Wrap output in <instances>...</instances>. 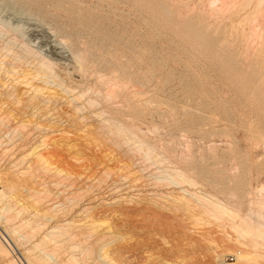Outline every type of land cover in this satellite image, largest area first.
<instances>
[{
	"label": "rangeland",
	"instance_id": "1",
	"mask_svg": "<svg viewBox=\"0 0 264 264\" xmlns=\"http://www.w3.org/2000/svg\"><path fill=\"white\" fill-rule=\"evenodd\" d=\"M11 1L15 5L14 9L20 7L26 13L22 17L21 25L19 23L20 27L17 26L13 30L4 27L0 23V67L5 68H0V74L3 75L4 71L7 73L3 75L4 78L0 75V79L8 81L12 76V69L18 70L16 71L18 75L24 69L26 70L29 63L30 67L28 66V68L31 69L32 64L35 65L41 57L48 59L52 79L50 78L48 85L42 83L46 88L41 86V81H37L38 84L37 82L35 84L37 86L40 84L43 90H47V87L49 90L53 89L51 90L53 94L51 91L48 94L54 97H52L53 100L55 99L53 104L51 102L53 100L50 98L51 95L48 98L46 97V91H44L46 95H43V92L39 93L40 96L39 94L34 95L35 97L38 96L37 98L41 97L39 99L33 97L30 93L26 95L24 89L16 84L13 85L14 87L8 85V88L6 87L3 91L0 89V97L4 95L0 98V105H2L0 106V115L3 114L0 117V122L2 119V123H0V192L4 191L5 200L2 207L0 203V210L3 211L8 206L6 205L10 203V201L7 202L8 199L16 198L11 199L14 203L15 201L19 203L17 205L12 201L14 208L16 207L18 211L21 207L20 211L23 210L24 212L19 213L18 211L19 215L17 213L14 216L16 219L10 218L12 219L10 223L16 224L18 227H22L21 224H27L30 220L29 223H33L25 226L28 231L24 227L17 229L22 234L20 236L23 239L22 241L19 237L20 233L15 231L16 228L13 229V225V227H9L11 226L10 223L5 220L4 223L2 222L4 218L7 219L6 214H4L5 211L2 215L0 214V218L3 214L5 215L0 219V234L2 233L0 236L4 237L3 240L5 241L1 237L0 239L10 250L13 249V254L16 253L15 256L19 255L23 248L26 249L25 246L27 249L30 248L33 240L39 238L41 233L51 225L69 221L70 225L67 224L66 226L67 231H76L78 237L75 239L76 236H74L72 241L64 239V245L67 248L64 252L58 253L59 257L46 259V262L49 261L48 264H59V261L62 262L64 258L66 260L67 256H74V254L76 255L74 257L80 258L78 260L81 264H264V256H262L264 254L261 255V252L264 251L261 248L256 250L254 247H250L253 253L250 254V258L253 259H250L248 263L239 261L236 258L237 253H239L238 255L240 253L244 254L246 248L243 249V247L236 244L238 243L235 242L236 232L231 227L227 217L225 215H211L191 197L190 199L187 194L184 193L185 196L180 191L181 188H186L191 192L199 191V193L202 192L209 196L212 194V198L214 197L222 203L225 202L226 205L231 206L234 204L233 207L237 206L234 209L239 210V215L248 214L249 208L251 210L255 209L257 201L262 200L264 190L261 189L263 190L261 191L260 188L264 187V104H260L259 98H264V91L260 92L254 89L258 79H254L255 82L231 83L232 81L225 77L227 72L231 71V68L224 66L221 59L213 57L215 56L214 49L200 44V49L194 51L196 59H189L181 48L189 45L186 39L188 37L194 38L193 35L190 36L187 32L171 28V18L163 11H158L159 8L153 0L152 2L151 0H10L9 2ZM173 1L175 3L179 2V0ZM195 1L197 0H188V3L193 5L196 3ZM151 4L155 5L151 6ZM68 5H70L71 10L73 9L72 11H70ZM76 6L81 11L74 10ZM59 7L62 9H59ZM66 10L67 12H65ZM6 14L10 15L8 12L4 15ZM10 21L11 24L14 23V21ZM225 21L228 22L229 19H225ZM259 21H261V18H259ZM261 23L260 30H257L260 34L263 31L261 27H264L261 26L263 25ZM155 24L159 26L157 27ZM20 29H23V31ZM16 30L21 32L16 34ZM262 34L264 35V32ZM258 35L259 33L254 38L257 40L264 38V36L259 38L261 35ZM8 40L10 41L8 42ZM12 43L14 45H11ZM65 45L68 47L66 48ZM230 47L235 48V46ZM131 49L133 51H130ZM111 51L110 57L114 55V58L107 55V52L110 54ZM135 51L137 52L135 53ZM78 52L81 55L80 60L83 59L81 61H84L85 59L84 62L86 63L82 62L83 68L81 67V69L78 66V69H75L77 64H74L73 57L76 53L78 56ZM18 53L22 56H19L21 58L18 57ZM102 53L103 57H100ZM139 53H144L147 59L141 63L134 61L136 64L133 63L132 65L134 55ZM83 54L84 58L82 57ZM70 55H73V57ZM2 61H4L3 65ZM90 62L92 63L90 64ZM83 63L86 66L90 65L86 67ZM113 63L117 68L119 66L131 68L130 71H143V68L145 70L147 65L152 66L154 69L153 77L145 78L142 74L136 73V76H133L130 81L129 90H138L135 92L138 93L140 98L137 96L136 99L139 100L133 99L132 106L131 103L125 104L126 101L122 102V98L114 100V98L109 99V95H106L108 92L106 93L105 90L107 91V88L110 87V83H104L103 79H105V73L111 75V71H117ZM72 64L75 66H72ZM23 65L24 68H22ZM10 66H14V68ZM90 66L93 68L92 72L97 73L95 76L90 73L92 70ZM52 67L54 68L52 69ZM85 67L90 72L87 69L85 70ZM72 68L73 70H71ZM114 68L115 70H113ZM7 69L9 72H7ZM77 70L81 71V74ZM8 75H10L9 79ZM81 78L82 80H80ZM101 79L102 82L100 83ZM139 80L142 81L139 82ZM57 81L58 84L62 83L63 86L72 87L74 92H82L85 96H82V100L78 103L82 101L83 107L86 104L84 99L89 97L90 101L95 105L98 103V106L95 107L91 103L94 106H90V104L88 108L86 104L87 108L85 110L82 107L86 115L83 111L81 112V109L80 113L75 111L74 116L71 115L74 109L71 104L68 105L70 108L66 106L68 104L66 96L69 97V93L67 94L57 88ZM93 83H95L93 85L95 90H90ZM240 86L243 88H240ZM16 88H19L17 89V95L20 97L13 95V93L16 94ZM9 89H12V92L11 90L10 92L14 97H11H16L15 99L9 97L10 93L7 92ZM21 89L24 93H21ZM57 91L60 94H57ZM97 91L98 93H96ZM103 93L105 95H102ZM24 94L26 97H23ZM58 95H60L59 101ZM101 95L102 99L100 98ZM25 98L27 99L25 100ZM41 99L44 104H41L43 103ZM104 99H107L105 101L111 100L109 101L111 107L107 105L108 102L103 103ZM118 99L119 103L120 101L122 103H120V106L113 104L114 102L117 103ZM46 101L49 103L46 104ZM60 101L64 102L61 103ZM30 105L37 107L33 108ZM92 107L95 111L102 110L104 112L101 115L102 117L90 116L89 112L92 111ZM70 109L73 111L71 112ZM47 111L50 114L49 118H47L49 115L45 116L48 113ZM53 112L55 116L51 115ZM42 113H45L44 116ZM75 114L80 123L76 119L74 120ZM83 114L85 116L83 117L88 119L85 120L82 117ZM88 114L89 116H87ZM112 115L116 118L114 119ZM103 116L107 120L101 122ZM93 117L96 118L91 119ZM27 121L28 125L25 126ZM84 121L87 122V125ZM113 121L115 123L117 121V127ZM34 124H37V126ZM38 124L40 127H38ZM18 125L20 132L17 130ZM99 125L104 129H101ZM13 127L16 128L13 129ZM14 131H17V133ZM22 137H25V140ZM136 137L142 140L143 145L145 144L138 151L134 148L135 144L129 141H133ZM21 139H23V143ZM14 143L16 144L15 148ZM211 144L216 147L213 148ZM184 145L187 147L185 148ZM147 147L152 151H150V155L153 154L152 157L149 156L151 160L142 158L144 149H147ZM211 148L212 150H210ZM37 150L39 155L42 158L44 157L41 160L44 164L46 157L47 167L43 166L42 163V165L39 164V158L33 157V153ZM30 151L33 153H28ZM154 156H156L155 160L153 159ZM19 158L23 161L20 162ZM36 163L39 166H36ZM15 166L17 167L14 168ZM27 168L29 172L26 173L28 175L26 173L24 175L23 170L26 169L25 171H27ZM183 170L187 171L188 175ZM174 171H182L183 175L185 174L184 176L188 177L187 179L190 178L189 180L192 183L187 179H185L186 183H182L181 186L180 183L183 181L179 184L174 183L172 179ZM21 172L22 175L16 174ZM168 173L169 177L167 176ZM10 183H14L13 187ZM8 185L11 189L8 188ZM28 188L31 192L28 191ZM5 195H8L7 199ZM1 196L2 194L0 200L3 199V196ZM183 199L186 201H181ZM252 201H256L254 206ZM12 203H10L11 207L9 206L11 210L13 209ZM239 204H241L240 207ZM84 207L86 208L84 209ZM82 209L86 212L84 213L85 216ZM12 212L13 214L16 213L13 210ZM33 212L38 215L37 219ZM34 218L37 221H34ZM10 219L8 218V220ZM2 223L4 228L1 225ZM5 223H7L6 226ZM19 223L21 224L19 225ZM32 225H39L38 227L42 228L38 229L39 231L35 236L33 235V238H31L32 235L29 238L27 237V235L29 236L28 227ZM7 226L11 230L13 229L14 232L9 231L10 229ZM6 227L8 230L5 229ZM23 229L28 232L25 238H23V235L25 236V230L23 231ZM6 232L7 234L10 232L12 235H6ZM252 232L247 233L251 237L242 239L243 243L250 245L260 241L259 237L254 236V231ZM14 233L15 237H19L15 244L14 238L12 240ZM19 239L23 242L22 244L26 241L24 246L22 245L23 248H20L21 243L18 247ZM249 240L251 241L248 242ZM70 242L71 245L74 243L77 249L68 248L67 244H70ZM8 243L11 245L10 247ZM249 245L246 250V252L249 251L248 253H250ZM85 247H88L87 250ZM67 249L71 251H67ZM38 250L34 249L36 253L40 251ZM84 250L87 252H84ZM103 251L106 258L103 257L102 259L101 257L100 259V254L103 256ZM85 253H87L86 256ZM229 256H233V260L226 261L225 258ZM109 260L111 261L109 262Z\"/></svg>",
	"mask_w": 264,
	"mask_h": 264
},
{
	"label": "bare ground",
	"instance_id": "2",
	"mask_svg": "<svg viewBox=\"0 0 264 264\" xmlns=\"http://www.w3.org/2000/svg\"><path fill=\"white\" fill-rule=\"evenodd\" d=\"M10 0H8V2H6V0L5 1H2V0H0V23L1 24H3L4 25V27L6 26V28L8 27V29H15L17 26H19L20 27V25H21V21H22V17H24V15H25V13L26 12H24L25 10H23V8H20V7H18L17 8V6H16V8L17 9H14L13 7L15 6V5H13V3H12V1L11 2H9ZM120 1V0H119ZM153 1H155V3H156V6L159 8V10L158 11H163L167 16H169L171 19H170V21H171V23H170V26H171V28H174L175 30H181V31H184V32H187V33H189V35L190 36H192V37H194V38H191V37H188V39H186L187 41V44H189V45H186L185 47H182L181 49H183L184 50V54L189 58V59H191V60H194V59H196V55L194 54V51L195 50H198V49H200L199 48V44L201 45V46H206V47H209L210 49H214V51H215V56H213L214 58H218V59H221V61H223V65L224 66H227L228 68H231V71L230 72H227V76H225L228 80H230V81H232L231 83H242L243 81H254V79H258L257 80V82H256V84L254 85V89L256 90V91H260V92H263L264 91V38H262L261 40L259 39L260 37H262V36H264L262 33L264 32V27L262 28L261 27V29L263 30V31H261V34H260V32H258L257 30H260L259 29V26H260V23H261V21H262V23H263V25H261V26H264V0H197V1H195L196 3L195 4H193V5H190L189 3H188V0H179V2L178 3H175L173 0H153ZM151 2H152V0H151ZM12 3V4H11ZM125 4V3H124ZM71 5V4H70ZM70 5H68L69 6V9H70ZM153 5H155V4H153ZM152 4H151V6H153ZM30 6V5H29ZM67 6V7H68ZM120 6H121V4H120ZM71 8H73V7H71ZM153 8V7H152ZM59 9H62V8H60L59 7ZM66 9V8H65ZM81 9H82V7H81ZM73 10V9H72ZM71 9H70V11H72ZM74 10H78V11H81L80 10V8L78 9L77 8V6H76V9L74 8ZM155 10V9H154ZM157 10V9H156ZM10 13V15H4L5 13ZM69 10H68V12H70ZM157 11V12H158ZM65 12H67V10L65 11ZM116 12H117V10H116ZM115 12V13H116ZM124 12V11H123ZM55 13V12H54ZM71 13V12H70ZM76 13V12H75ZM117 13H119V12H117ZM72 14V13H71ZM70 15V14H69ZM12 16V17H11ZM31 18L33 17V16H30ZM168 17V18H169ZM25 18H26V16H25ZM29 18V17H28ZM27 18V19H28ZM259 18H261V21H259ZM154 19H155V17H154ZM225 19H229V21L228 22H226L225 21ZM10 20H12V21H14V23H12V24H14V26H12V24H11V21ZM36 21V20H35ZM21 22V23H20ZM23 22H25V21H23ZM19 23H20V25H19ZM40 23V22H39ZM261 23V24H262ZM41 24V23H40ZM2 25V26H3ZM155 26H159L158 24H155ZM1 27V26H0ZM10 27H12V28H10ZM14 27V28H13ZM22 27V26H21ZM91 27V26H90ZM89 27V28H90ZM1 29V28H0ZM93 29V28H92ZM21 30V29H20ZM9 31V30H8ZM21 31H23V29L21 30ZM21 31H18V30H16L15 32H16V34L18 33V32H21ZM1 32V31H0ZM49 32V31H48ZM259 33V35H261V36H259V40H257V39H255L254 37H255V35H257L258 33ZM23 33V32H22ZM21 33V34H22ZM58 33V32H57ZM49 34H50V32H49ZM15 36V35H14ZM13 36V37H14ZM20 36V35H19ZM75 36H76V34H75ZM257 36V37H258ZM24 37V36H23ZM256 37V38H257ZM8 39V38H7ZM10 39V38H9ZM60 39H63V38H60ZM65 40V39H64ZM67 40V39H66ZM10 40H8V42H9ZM16 42H17V40H15ZM22 41V40H21ZM68 41V40H67ZM5 42H6V40H5ZM4 42V43H5ZM65 42V41H64ZM69 42H71V41H69ZM62 43H63V40H62ZM61 43V44H62ZM66 43V42H65ZM68 44V43H67ZM78 44V43H77ZM76 44V45H77ZM79 44H80V42H79ZM3 45V44H2ZM11 45H14V43H12ZM25 45V44H24ZM86 45V44H85ZM10 45L8 44V47H9ZM21 46V45H20ZM66 46V45H65ZM230 46H235V48H231ZM14 47V46H13ZM16 47V46H15ZM25 47V46H24ZM60 47V46H59ZM68 46H66V48H67ZM81 48H82V44H81ZM3 49H5V48H3ZM2 49V50H3ZM20 49V48H19ZM21 49H22V47H21ZM21 49H20V51H21ZM25 49V48H24ZM71 49V48H70ZM124 49H125V47H124ZM129 49V48H128ZM9 50H10V48H9ZM15 50V49H14ZM64 50V49H63ZM82 50V49H81ZM7 51V50H6ZM27 51H28V49H27ZM30 51V50H29ZM80 51V50H79ZM85 51V50H84ZM118 51V50H117ZM130 51H133L132 49L130 50ZM5 52V51H4ZM10 52H11V50H10ZM15 52V51H14ZM16 52H18V50H16ZM22 52V51H21ZM59 52V51H58ZM81 52V51H80ZM119 52V51H118ZM137 51H135V53H136ZM26 53V52H25ZM70 53V52H69ZM84 53V52H83ZM128 53V52H127ZM8 54V53H7ZM19 54V55H18ZM17 55H18V57L19 56H21L20 55V53H18ZM28 54V53H27ZM26 54V55H27ZM106 54V53H105ZM105 54H104V56H105ZM112 54V51H111V53L109 54L108 52H107V55H109V57H110V55ZM124 54H125V52H124ZM24 55V54H23ZM25 55V56H26ZM30 55V54H29ZM116 55V54H115ZM127 55V54H126ZM130 55V54H129ZM2 56V55H1ZM16 56V55H15ZM70 56H72L73 57V55H70ZM99 56V55H98ZM131 56V55H130ZM129 56V57H130ZM9 57V56H8ZM11 57V56H10ZM17 57V58H18ZM22 57V56H21ZM21 57H19V58H21ZM38 57V56H37ZM36 57V58H37ZM80 57H81V55H80V53L78 52V56H77V53L75 54V57H73L74 58V64H77L76 66L74 65V64H72V66L74 65L75 66V69L77 68V66H78V68H80L81 69V67H82V62H84L85 61V59H84V61H81V60H83V59H81L80 60ZM83 58H84V54H83V56H82ZM100 57H103V53H102V56H100ZM100 57H98V58H100ZM112 57V56H111ZM110 57V58H111ZM123 57V56H122ZM122 57H120V58H122ZM128 57V56H127ZM4 58H5V56L2 58L3 60H4ZM12 58H13V55H12ZM30 58H32L31 56H30ZM34 58H35V56L33 57V61H34ZM47 58V57H46ZM72 58V59H73ZM96 58V57H95ZM112 58H114V55H113V57ZM125 58V57H124ZM130 58H132V56L130 57ZM15 59V58H14ZM38 59H39V57H38ZM71 59V60H72ZM145 59H147V56L145 57V54L144 53H139V54H135L134 55V57H133V59H132V65H133V63H135V62H137V63H141V62H143ZM15 60H18V59H15ZM14 60V61H15ZM24 60V59H23ZM30 60V59H29ZM37 60V59H36ZM35 60V61H36ZM48 60V59H47ZM46 59H44V58H40L39 60H37V62H36V64L35 65H33L34 63L32 62V60H31V62L33 63L32 64V66H31V69H29L28 68V66L30 65V63L29 62H27V63H29V65H27V68H26V70L24 69L23 71H21L20 72V69H19V72L20 73H18V75H17V73H16V71H18V70H15V69H12V76H11V78H10V75H8L7 77H8V81H6V79H4V80H1L0 79V89L3 91V89H6V87L8 86V85H19L18 87H20V88H23L24 89V92H25V94L27 95V94H32L33 95V97H35L34 95H38L39 93H41V92H43V95H46V92H47V95H46V97L48 98L51 94H48V92H50L51 90H53V89H51V90H49L48 89V87H47V90H43V88H46V87H44V84H46L47 83V85H48V82H49V80H50V78L52 79V72H51V70H50V65H49V60L47 61ZM71 60H70V62H71ZM86 60H88V58H86ZM96 60V59H95ZM99 60V59H98ZM101 60V59H100ZM130 60V59H129ZM128 60V61H129ZM1 61V60H0ZM97 61V60H96ZM106 61V60H105ZM104 61V62H105ZM109 61V60H108ZM116 61V60H115ZM135 61V62H134ZM19 62V61H18ZM76 62V63H75ZM99 62V61H98ZM101 62H102V60H101ZM111 62V61H110ZM109 62V63H110ZM146 62V61H145ZM3 63H4V61H2V65H3ZM85 63V62H84ZM83 63V64H84ZM89 63V62H88ZM87 63V64H88ZM92 62H90V64H91ZM106 63V62H105ZM115 63H117V62H115ZM15 64H16V62H15ZM14 64V65H15ZM21 64V63H20ZM19 64V65H20ZM24 64V63H23ZM86 64V63H85ZM84 64V65H85ZM90 64H88V65H90ZM112 64V63H111ZM136 64V63H135ZM88 65L86 66V67H88ZM113 65H114V63H113ZM130 65V64H129ZM145 65V64H144ZM152 65V64H151ZM6 66V65H5ZM92 66H93V64H92ZM115 66V65H114ZM131 66V65H130ZM9 67V66H8ZM10 67H12V66H10ZM30 67V66H29ZM85 67V70L87 69ZM91 67V66H90ZM116 67V66H115ZM1 68V67H0ZM3 68V67H2ZM1 68V69H2ZM12 68H14V66L12 67ZM15 68H16V66H15ZM22 68H24V65H23V67ZM33 68V69H32ZM54 67H52V69H53ZM77 68V69H78ZM83 68V67H82ZM95 68V67H94ZM111 68V67H110ZM134 68V67H133ZM140 68H141V66H140ZM258 68H259V70H258ZM0 69V70H1ZM3 69H5V68H3ZM91 72H90V70L89 69H87L90 73H93L92 71H93V68L91 67ZM116 69H117V71L115 70V68L113 69V70H115L114 72H112L111 70H112V68H111V75H110V73H108V75H107V73H105L104 75V78L105 79H103V81H104V83L105 82H109L110 83V87H108L107 88V91L105 90V89H103V90H105V92L107 93L106 95H109V99H112V98H114V100L116 99V98H122L121 100H122V102H125V104H130L131 102H132V100L133 99H136V97L138 96V98H139V95H138V93L137 92H135V91H138V90H135V91H130L129 90V83H130V81L132 80V78H133V76H136V73H140V74H142V76L143 77H145V78H151V77H153L154 76V69H153V67L152 66H150V65H147L146 66V69L144 70V68H143V71L142 70H140V71H130L129 69H131V68H127L126 66H119V68H117L116 67ZM136 69H137V67H136ZM208 69V68H207ZM10 70V69H9ZM14 70V71H13ZM71 70H73V68L71 69ZM84 70V72H87V71H85ZM78 71V70H77ZM7 72H9L8 71V69H7ZM13 72H15L16 73V75H15V73H13ZM63 72V71H62ZM73 72H75V71H73ZM80 72V74H81V71H78V73ZM116 72V73H115ZM2 73V72H1ZM6 72L4 71V74H5ZM54 73V72H53ZM56 73V72H55ZM61 73V72H60ZM67 73V72H66ZM88 73V72H87ZM89 73V74H90ZM3 74V75H4ZM7 74V73H6ZM64 74V73H63ZM76 74V73H75ZM94 74V73H93ZM97 73H95L94 74V76L96 75ZM139 74V75H140ZM0 75H2V74H0ZM2 75V77L4 78V76ZM86 75V74H85ZM79 76V75H78ZM108 76V77H107ZM219 76V75H218ZM62 77V76H61ZM215 77H217V76H215ZM219 77H221V76H219ZM6 78V77H5ZM57 78V77H56ZM97 78H100V77H97ZM224 78V77H223ZM54 79V78H53ZM59 79H61V78H59ZM66 78H65V75H64V80H65ZM70 79H72V78H70ZM140 79V78H139ZM62 80H63V78H62ZM61 80V81H62ZM80 80H82V78L80 79ZM99 80V79H98ZM98 80H97V83H98ZM37 81H41V84L44 82V84H42L41 86H43V88H41V86H40V84L37 86V84H38V82ZM59 81V80H58ZM58 81H57V84H56V86H57V88H60L63 92H66L67 94L69 93V97H68V95L66 96L67 98H68V104L66 105L67 107H69L70 105L69 104H71V107L74 109V111L73 110H71V112L73 111V113L71 114V115H73L74 116V112L76 111V112H78V113H80V109H81V112L83 111V110H85V108H87V106H86V104L88 105V108H89V105L92 103V101H90V97L88 98V99H84V101L86 100V104H85V107H83L84 106V104H81L82 103V101H81V103H78V101H80V100H82L81 99V97L83 96V93L82 92H74L73 91V88L71 87L70 88V86H63V84L62 83H60V84H58ZM134 82H135V80H133ZM137 81V80H136ZM140 81H142V80H139V82ZM37 82V84H35ZM54 82V81H53ZM102 82V79H101V81H100V83ZM144 82V81H143ZM227 82V81H226ZM255 82V81H254ZM64 83V82H63ZM66 83V82H65ZM74 84H75V82H73ZM79 83H80V81H79ZM96 83V84H97ZM99 83V84H100ZM83 84V83H82ZM95 83H93L92 84V86L94 85ZM227 84H229L228 82H227ZM66 85H67V83H66ZM71 85V84H70ZM11 86V87H12ZM22 86V87H21ZM40 86V87H39ZM72 86H73V84H72ZM82 86V85H81ZM109 86V85H108ZM230 86H231V84H230ZM14 87V86H13ZM17 87V86H16ZM76 87H77V89H78V86H77V84H76ZM87 87V86H86ZM85 87V88H86ZM97 87V86H96ZM101 87H102V85H101ZM101 87H99L98 86V88H101ZM8 88V87H7ZM50 88V87H49ZM75 88V87H74ZM89 88H90V86H89ZM130 88H132V87H130ZM240 88H243L242 86H240ZM14 89V88H13ZM17 89H19V88H16V94L15 93H13V95L14 96H16L17 95ZM59 89V90H60ZM92 89H94V86L92 87V88H90V90H92ZM102 89V88H101ZM134 89V88H133ZM1 90H0V93H1ZM10 90H11V92H12V89H9L7 92H8V94H9V97H11V96H13V95H11L12 93L10 92ZM15 90V89H14ZM43 90V91H42ZM83 90V89H82ZM87 90V89H86ZM95 90V89H94ZM96 90H97V88H96ZM21 91V93H24L23 91H22V89L20 90ZM44 91H46V92H44ZM140 91V90H139ZM6 92V93H7ZM18 92H19V90H18ZM52 92V91H51ZM62 92V93H63ZM84 92H85V89H84ZM91 92V91H90ZM104 92V91H103ZM201 92H203V91H201ZM3 93V92H2ZM20 93V94H21ZM45 93V94H44ZM60 94V92L59 91H57V94ZM61 93V94H62ZM65 93V94H66ZM96 93H98V91L96 92ZM5 94V93H4ZM8 94H6V95H8ZM23 95V97L25 96L26 97V95ZM52 94H53V92H52ZM54 94H55V92H54ZM64 94V93H63ZM62 94V95H63ZM86 94V93H85ZM101 94V93H100ZM141 94V93H140ZM102 95H105V93H103ZM102 95H101V99L103 98L102 97ZM3 97H4V95H2ZM1 96V97H2ZM13 96V97H14ZM18 96V95H17ZM22 96V95H21ZM39 96H40V94H39ZM54 96H56V95H54ZM85 96V95H84ZM83 96V97H84ZM86 96H87V94H86ZM94 96H95V94H94ZM96 96H97V94H96ZM0 97V98H1ZM18 97H20V96H18ZM33 97H30L31 99L33 98ZM38 97V96H37ZM37 97H35V98H37ZM44 97V96H43ZM53 96L51 95L50 96V98L53 100V98H52ZM59 97H60V95H58L57 96V98H58V101H59ZM63 97H64V95H63ZM65 97V98H66ZM91 97H93V96H91ZM204 97V96H203ZM7 98V97H6ZM12 98V97H11ZM11 98H10V101H11ZM16 98V97H15ZM15 98H12V99H15ZM28 98H29V96H28ZM39 98H41V97H39ZM39 98H37V99H39ZM97 98V97H96ZM108 98V97H107ZM137 98V99H138ZM4 99V98H3ZM27 98H25V100H26ZM36 99V100H37ZM62 99V98H61ZM60 99V100H61ZM99 99V98H98ZM136 99V100H137ZM140 99V98H139ZM138 99V100H139ZM5 100V99H4ZM23 100V99H22ZM24 100V101H25ZM30 100V99H29ZM44 100H46V98L44 97ZM48 100V99H47ZM63 100V99H62ZM65 101H66V99H64ZM96 100V99H95ZM105 100H107V99H104L102 102L103 103H107V105H110V107H111V104H109V101H111V100H109V101H105ZM259 100H260V104H264V98H259ZM9 101V100H8ZM14 102H15V100H13ZM34 101V103H35V99L33 100ZM39 102H40V100H38ZM43 100L41 99V102H42ZM49 101H51L50 99H49ZM58 101H56V102H58ZM142 101V100H141ZM2 102V101H1ZM5 102V101H4ZM6 102H7V100H6ZM26 102V101H25ZM31 102H32V100H31ZM47 102L48 101H46L45 103L47 104ZM52 103L53 102H55V99L53 100V101H51ZM61 103H63L62 101H60ZM97 102V101H96ZM135 102V101H134ZM3 103V102H2ZM9 103V102H8ZM12 103V102H11ZM28 103H29V101H28ZM38 103V102H37ZM36 103V104H37ZM49 103V102H48ZM84 103V102H83ZM113 103V102H112ZM120 103H121V101H120ZM119 103V99H118V101H117V103H113V104H117V106L119 105H121ZM15 104H16V102H15ZM18 104V103H17ZM23 104V103H22ZM35 104V105H36ZM41 104H44V101H43V103H41ZM54 104V103H53ZM59 104V103H58ZM92 104H94L95 105V103H92ZM90 105V106H94V105ZM100 104H101V102H100ZM125 104H124V107H125ZM136 104H138V103H136ZM5 105V104H4ZM8 105V104H7ZM14 105V104H13ZM19 105V104H18ZM65 105V104H64ZM63 105V106H64ZM69 105V106H68ZM106 105V104H105ZM133 104L131 103V106H132ZM142 105V104H141ZM0 106H2V105H0ZM20 106H22V105H20ZM30 106H33V108H36L37 106H35L34 107V105H30ZM29 106V107H30ZM98 106V103H97V105H95V107H97ZM115 106V105H114ZM128 106V105H127ZM140 106V105H139ZM138 106V107H139ZM143 106V105H142ZM12 107V106H11ZM17 107H19V106H17ZM23 107H24V104H23ZM27 107V106H26ZM41 107V106H40ZM66 107V108H67ZM82 107H83V110H82ZM104 107V106H103ZM113 107V106H112ZM137 107V106H136ZM9 108V107H8ZM14 108L16 109V106L14 105ZM21 108V107H20ZM70 108V107H69ZM69 108H68V111H69ZM91 108V107H90ZM94 107H92V111H90L89 112V114H90V116H98V118H99V116H101L104 112H102V110H100V109H98L99 111H95L94 109H93ZM122 108V107H121ZM130 108V107H129ZM3 109H4V107H3ZM22 109V108H21ZM103 109V108H102ZM5 110V109H4ZM7 110V109H6ZM13 110V109H12ZM18 110V109H17ZM31 110V109H30ZM34 110V109H33ZM54 109L52 108V111H53ZM87 110V109H86ZM97 110V109H96ZM1 111H2V109H1ZM39 111V110H38ZM56 111H58V110H56ZM104 111H105V109H104ZM8 112V111H7ZM21 112V111H20ZM23 112V111H22ZM37 112V111H36ZM48 112V111H47ZM60 112V111H59ZM67 112V111H66ZM70 112V111H69ZM68 112V113H69ZM84 112V111H83ZM113 112V111H112ZM39 113V112H38ZM46 113V112H45ZM44 113V114H45ZM86 112H84V114H85ZM87 113H88V111H87ZM12 114V113H11ZM43 114V113H42ZM42 114H41V116H42ZM44 114H43V116H44ZM77 114V113H76ZM76 114H75V117H74V120L76 119ZM84 114L82 115V117L84 116ZM89 114L87 115V116H89ZM106 114H107V112H106ZM114 114V113H113ZM3 115V114H2ZM2 115H0V117L2 116ZM36 115V114H35ZM38 115H40V114H38ZM49 115V116H48ZM51 115H54L55 116V113L53 112V114L51 113ZM66 115V114H65ZM70 114H69V117L71 116ZM86 115V114H85ZM109 115V114H108ZM107 115V116H108ZM111 115V114H110ZM42 116V117H43ZM47 118H49L50 117V114H49V112L48 113H46V115H45ZM53 116V117H54ZM113 117H114V115H112ZM36 117V116H35ZM41 117V118H42ZM62 117V116H61ZM60 117V118H61ZM66 117V119H67V115L65 116ZM85 117V116H84ZM83 117V118H84ZM102 117V116H101ZM40 118V117H39ZM52 118V117H51ZM50 118V119H51ZM57 118H58V116H57ZM79 118L81 119V117L79 116ZM94 118H96V117H93V118H91V119H94ZM105 118H107V117H105ZM116 117H114V119H115ZM59 119V118H58ZM78 119V118H77ZM76 119V120H77ZM85 119V118H84ZM86 119H88V118H86ZM85 119V120H86ZM17 120V119H16ZM29 120V119H28ZM48 120V119H47ZM60 120V119H59ZM58 120V121H59ZM102 120H107V119H104V116H103V118L101 119V122H102ZM110 120V119H109ZM63 121V120H62ZM66 121V120H65ZM72 121V120H71ZM83 121V120H82ZM88 121V120H87ZM91 121V120H90ZM22 122H24V121H22ZM50 122V121H49ZM77 122H79L78 120H77ZM84 122H86V121H84ZM93 122V121H92ZM98 122V121H97ZM114 122V121H113ZM122 122V121H121ZM0 123H2V119H1V122ZM8 123V122H7ZM33 123V122H32ZM35 123H37V122H35ZM39 123V122H38ZM59 123V122H58ZM80 123V122H79ZM83 123V122H82ZM107 123V122H106ZM115 123V122H114ZM20 124V123H19ZM23 124V123H22ZM22 124H21V126H22ZM68 124H69V122H68ZM86 125H87V122L85 123ZM101 124V123H100ZM108 124H109V122H108ZM24 125H25V123H24ZM28 125V121L26 122V125L25 126H27ZM34 125H36L37 126V124H34ZM60 125V124H59ZM67 125V124H66ZM75 125V124H74ZM84 125V124H83ZM104 125H105V122H104ZM49 126H50V124H49ZM61 126H62V124H61ZM63 126H65V125H63ZM79 126V125H78ZM77 126V127H78ZM93 126V125H92ZM92 126H91V128H92ZM108 126V125H107ZM112 126V124L110 125V127ZM115 126L117 127V121H116V123H115ZM38 127H40L39 126V124H38ZM51 127H52V125H51ZM60 127V126H59ZM83 127H85V126H83ZM99 127L101 128V125H99ZM115 127V128H116ZM120 127V126H119ZM124 127V126H123ZM16 128V127H15ZM14 127H13V129H15ZM21 128V127H20ZM26 128V127H25ZM33 128H35L34 126H33ZM44 128H46V127H44ZM89 128V127H88ZM97 128H98V124H97ZM107 128V127H106ZM24 129V128H23ZM39 129V128H38ZM46 129H48V128H46ZM54 129V128H53ZM78 129V128H77ZM101 129H104V128H101ZM118 129V128H117ZM125 129V128H124ZM17 130H19V132H20V129H19V125H18V127H17ZM32 130V129H31ZM79 130V129H78ZM99 130V129H98ZM13 131V130H12ZM43 131V130H42ZM120 131V130H119ZM127 131V130H126ZM14 132H16L17 133V131H14ZM26 132V131H25ZM28 132V131H27ZM15 133V134H16ZM181 133V132H180ZM29 134V133H28ZM129 134V133H128ZM131 134V133H130ZM132 134H133V132H132ZM123 135V134H122ZM126 135H127V133H126ZM11 136V135H10ZM10 136H9V138H10ZM19 136V135H18ZM134 136V135H133ZM260 136V135H259ZM119 137V136H118ZM124 137V136H123ZM128 137V136H127ZM23 138V137H22ZM121 138V137H120ZM130 138V137H129ZM132 138H134V137H132ZM13 139V138H12ZM24 140H25V137L23 138ZM23 139H21V142H22V140ZM140 139V138H139ZM137 137L132 141V140H129L130 141V143L132 142V144H135L134 145V148L136 149V151H138L139 149H140V147L141 146H144L143 145V142H142V140H139ZM142 139V138H141ZM124 140V139H123ZM252 140V139H251ZM263 140V139H262ZM129 141H128V144H129ZM1 142V141H0ZM7 142H8V140H7ZM19 143H20V141H18ZM17 142V143H18ZM146 142V141H145ZM144 142V143H145ZM23 143V142H22ZM124 143V142H123ZM125 143H126V141H125ZM186 143V142H185ZM258 143V142H257ZM256 143V144H257ZM148 144V143H147ZM210 144V143H209ZM3 145V144H2ZM13 145V144H12ZM15 143H14V148H15ZM211 145H213V148L214 147H216V146H214V144H211ZM19 146V145H18ZM25 146V145H24ZM133 146V145H132ZM185 146V145H184ZM10 147V146H9ZM12 147V146H11ZM10 147V148H11ZM129 147H130V145H129ZM148 147L150 148V146L148 145ZM148 147H147V149H144V152H143V156H142V158H144V159H150V157L149 156H151L150 154V151H151V149L149 150L148 149ZM187 146H185V148H186ZM208 147H212V146H208ZM188 148H189V146H188ZM16 149H17V147H16ZM131 149H133V148H131ZM200 149V148H199ZM8 150H9V148H8ZM32 150H33V152H34V149L32 148ZM36 150V149H35ZM134 150V149H133ZM210 150H212V148L210 149ZM5 151V150H4ZM143 151V150H142ZM182 151V150H181ZM18 152H19V150H18ZM32 151H30V152H28V153H31ZM32 152V153H33ZM129 152V151H128ZM131 152V151H130ZM152 152V151H151ZM9 153V152H8ZM38 153V154H37ZM14 154H15V152H14ZM34 155H33V157L35 156V158H39L38 159V161H40V163L39 164H41L42 162H41V160H43V158L39 155V151L37 150L35 153H33ZM45 154V153H44ZM185 154V153H184ZM213 154V153H212ZM12 155V154H11ZM10 155V156H11ZM27 155H29V154H27ZM32 155V154H31ZM30 155V156H31ZM45 155H47V154H45ZM26 156V155H25ZM44 156V155H43ZM152 156H153V154H152ZM151 156V157H152ZM157 156V155H156ZM156 156H154L153 157V159L154 158H156ZM188 157V156H187ZM22 158V157H21ZM24 158V157H23ZM141 158V157H140ZM209 158V157H208ZM17 159V158H16ZM16 159H14V161H16ZM20 159V158H19ZM48 159V158H47ZM18 160V159H17ZM21 160L22 159H20V162H21ZM151 160V159H150ZM155 160V159H154ZM13 161V162H14ZM23 161V160H22ZM33 161H34V159H33ZM36 162V161H35ZM35 162H34V164H35ZM44 162H45V164L44 163H42L43 164V166L45 165L46 166V157H45V159H44ZM180 162V161H179ZM1 163V162H0ZM38 163H36V166H39L38 165ZM14 164V163H13ZM15 164H17V163H15ZM22 164V163H21ZM23 164H24V162H23ZM41 164V165H42ZM12 165V164H11ZM18 165V164H17ZM13 166V165H12ZM28 166V165H27ZM32 167H33V164L31 165ZM43 166H40V167H43ZM50 166V165H49ZM17 166H15L14 168H16ZM20 167V166H19ZM25 167H26V165H25ZM29 167V166H28ZM47 167V166H46ZM23 168V167H22ZM6 169H7V167H6ZM31 169V168H30ZM29 169V170H30ZM34 169V168H33ZM43 169H45V170H47L46 168H43ZM26 170V169H25ZM25 170H23L24 171V175H25V173L26 172H29L28 171V168H27V171H25ZM35 170H36V168H35ZM5 171V170H4ZM8 171V170H7ZM21 171V170H20ZM22 171V172H23ZM34 171V170H33ZM171 171V170H170ZM184 171V170H183ZM13 172V171H12ZM16 172H17V169H16ZM16 173V174H20V175H22L23 173ZM180 172V171H179ZM178 171H174L173 172V175H172V179H173V182L174 183H176V184H179L181 181H183V182H181L180 183V186H181V184L182 183H184L185 182V179H187L188 177H185L184 175H183V173H182V171L179 173ZM184 172H186V174H187V171H184ZM13 174V173H12ZM15 174V175H16ZM27 174V173H26ZM30 174V173H29ZM10 175V174H9ZM28 175V174H27ZM188 175V174H187ZM165 176V175H164ZM168 177H169V173H168V175H167ZM14 177V176H13ZM31 177V176H30ZM32 177H33V175H32ZM168 177H167V179H168ZM170 177H171V175H170ZM20 178V177H19ZM28 179H31V178H29V177H27ZM190 179V178H189ZM189 179H187L188 181H190L191 182V180H189ZM17 180H18V178H17ZM27 180V179H26ZM171 180V179H170ZM169 180V181H170ZM186 180V181H187ZM188 181H187V183H188ZM37 182V181H36ZM35 182V183H36ZM189 182V183H190ZM15 183H16V180H15ZM23 183V182H22ZM38 183V182H37ZM171 183V182H170ZM186 183V182H185ZM192 183V182H191ZM5 184V183H4ZM11 185H12V187H13V184L12 183H10ZM9 184V185H10ZM32 184V183H31ZM173 184V183H172ZM8 185V186H9ZM19 185H20V183H19ZM22 185V184H21ZM43 185V184H42ZM23 186V185H22ZM30 186V185H29ZM28 186V187H29ZM14 187H15V185H14ZM8 188H10L11 189V187L9 186ZM20 188V187H19ZM25 188V187H24ZM39 188V187H38ZM44 188H46L45 186H44ZM22 189H23V187H22ZM29 189V188H28ZM179 189V188H178ZM261 189H263L264 190V187L262 186L261 188H260V190ZM7 190V189H6ZM18 190V189H17ZM33 190V189H32ZM42 190V189H41ZM191 190V189H190ZM259 190V189H258ZM263 190H261V191H263ZM27 191V190H26ZM25 191V192H26ZM28 191H30V189L28 190ZM34 191V190H33ZM180 191H182L183 192V194L185 193V194H187V196H189V198L191 197L196 203H198L201 207H203L204 208V210H206L208 213H210L211 215H213V216H218V215H225L226 217H227V219L230 221V223H231V227L234 229V231L236 232V241L235 242H238V243H236V244H238L240 247H243V249H244V247L246 248L245 249V252H246V250H247V246L249 245L248 243H243V241H242V239L244 238V239H246V237L248 238V237H251L249 234H250V231H251V233H253L252 231H254V233H255V235L254 236H256L257 238L259 237L260 238V241H257V242H254V244L252 243V244H250V245H253V246H250L249 245V248L250 247H254V249L256 248V250H257V248L259 249V248H261L263 251H264V195H263V197L262 196H260V197H262V200L260 199L259 200V198H258V200L259 201H257V205H255L256 207H254L255 209H253V210H251L250 208H249V213L247 214L246 213V215H239V213H238V211L237 210H235L236 209V207L234 206L233 207V205L234 204H232L231 206L233 207H231V206H229V204L228 205H226V204H224V203H222L221 201H218V199H215L214 197L212 198V194L209 196L208 194L206 195V194H203L202 192V194L201 193H199V191L198 192H191V191H189L188 189H186V188H181V190ZM31 192V191H30ZM252 192H254V191H252ZM251 192V193H252ZM1 193V192H0ZM3 193H4V191H2V196H3ZM36 193V192H35ZM114 193V192H113ZM251 193H250V195H251ZM0 194V195H1ZM13 194V193H12ZM33 194H34V192H33ZM184 194V195H185ZM254 194V193H253ZM257 194V193H256ZM99 195V194H98ZM1 196V197H2ZM6 196V199L8 198L7 196L8 195H5ZM186 196V195H185ZM9 197H11V196H9ZM29 197V196H28ZM19 198V197H18ZM33 198V197H32ZM182 198H184V196H182ZM190 198V199H191ZM11 199H16V198H10V200L8 199L7 200V202L8 201H10V203H12V201H11ZM20 199H22V198H20ZM34 199V198H33ZM179 199V198H178ZM2 201V202H1ZM3 201H4V203H5V200H4V196H3V199L2 200H0V203H1V207H2V205H3ZM23 201V200H22ZM181 201H186L185 199H183V200H181ZM6 202V203H7ZM19 202V201H18ZM191 202H193V201H191ZM249 202H250V200H249ZM248 202V203H249ZM253 202V201H252ZM254 202H256V201H254ZM254 202H253V206H254ZM6 204V205H8V206H6L4 209L5 210H3V211H5V213L4 214H6V218L7 219H3V223H4V220L7 222V223H10L11 221H12V219L13 218H15L16 219V217H14V216H16L17 215V213H18V211H19V213L21 212V211H23V210H21L20 211V209H21V207H19V210L17 211L16 210V207L14 208V205H13V203H14V201H13V203H12V207H13V211H16V213L14 212V214H13V212H12V210L10 209V207H11V204ZM23 203V202H22ZM25 203V202H24ZM28 203V202H27ZM189 203V202H188ZM187 203V204H188ZM14 204H19V203H17V201H15V203ZM34 204V203H33ZM236 204V203H235ZM242 204V203H241ZM241 204H239V207H240V205ZM251 204V203H250ZM30 205V204H29ZM186 205V204H185ZM192 205V204H191ZM198 205V206H199ZM249 205V204H248ZM10 206V207H9ZM195 206V205H194ZM196 206H197V204H196ZM0 207V208H1ZM87 207V206H86ZM86 207H84V209L86 208ZM18 208V207H17ZM24 208V207H23ZM27 208V207H26ZM54 208V207H53ZM198 208H200V207H198ZM235 208V209H234ZM3 209V208H2ZM57 209V208H56ZM84 209H82L83 211H84ZM10 210H11V212H10ZM24 210H26L25 208H24ZM81 210V209H80ZM86 210H88V209H86ZM251 210V211H250ZM1 211V210H0ZM3 211H1V215H2V213H3ZM24 212V211H23ZM23 212H22V215H23ZM27 212H28V210H27ZM26 212V213H27ZM82 212V211H81ZM87 212H89V211H87ZM19 213H18V215H19ZM32 213V212H31ZM34 213V212H33ZM64 213V212H63ZM84 213H86L85 211L83 212V214ZM3 214V216H1V218L0 219H2V217H4L5 215ZM35 214V213H34ZM66 214V213H65ZM80 214V213H79ZM21 215V216H22ZM30 215H32V214H30ZM36 215V214H35ZM34 215V216H35ZM20 216V217H21ZM37 216L38 215H36V219H37ZM72 216V215H71ZM79 216V215H78ZM84 216H85V214H84ZM23 217V216H22ZM83 217V216H82ZM8 218L10 219V218H12V219H10V220H8ZM15 219H14V221H15ZM19 219V218H18ZM21 219V218H20ZM48 219V218H47ZM25 220H27V219H25ZM9 221V222H8ZM13 221V222H14ZM19 221H22V220H19ZM31 221V220H30ZM29 221V222H30ZM34 221H37V220H35V218H34ZM16 222H17V220H16ZM27 223V224H25V223H23V222H21V223H23V224H25V225H23V224H21V223H19V225L21 224L22 225V227H24V228H26L27 229V227H25L26 225H29V224H33V223ZM42 222V221H41ZM69 221H64V222H62V223H60V224H56V225H51L50 227H48V228H46L45 229V231H43L42 233H41V236L39 237V238H35L34 240H33V242H32V246H31V244H30V248H28L27 249V247L25 246V248L26 249H24L23 247H22V245L24 246V244L26 243V241H25V243L24 244H22L23 242V239H22V237H20L22 234L20 233V231H17V229L19 230V229H21L22 227H18V225L16 226V224L15 225H13V224H11L10 223V225L11 226H9V227H13V229L14 228H16V230L15 231H17V233H20V235H19V237L22 239V241H20L21 239H19V243H18V247H19V244L21 243V246H20V248L22 247L23 248V251H19L20 253H19V255L17 254V256H15V254L16 253H14L13 254V252H12V250H10L3 242H2V240L4 239V237H2V236H0L1 238H2V240L0 239V264H48L47 262H49V261H47L46 262V259L48 260V258L50 259V257H55V256H58L59 254L58 253H60V252H64L65 251V249L67 248V246L66 245H64V243H65V241H64V239H66V240H69V241H72L73 240V238H74V236H76V231L74 232V231H72V232H70V231H67V224H69L68 223ZM1 224L2 225V227L4 226V224ZM7 223H5V226L7 225ZM15 223V222H14ZM18 224V223H17ZM39 224V223H38ZM46 224V223H45ZM13 225V226H12ZM40 225V224H39ZM39 225H36V226H29L28 228H29V236L27 235V237H31V235H32V237L31 238H33L34 236H35V234H37V231H39L38 229L39 228H42V227H38ZM43 225V224H42ZM70 225V224H69ZM77 225V224H76ZM75 225V226H76ZM16 226V227H15ZM44 226V225H43ZM80 226V225H79ZM78 226V227H79ZM229 226H230V224H229ZM8 227V226H7ZM7 227L5 228V229H7ZM8 227V229H10ZM18 227V228H17ZM4 228V227H3ZM45 228V227H44ZM71 228V227H70ZM7 229V230H8ZM12 229V230H13ZM74 229V228H73ZM84 229V228H83ZM91 229V228H90ZM11 229L9 230V231H11L12 233L14 232V230L12 231ZM25 229H23V231H24ZM69 230V229H68ZM74 230H76V229H74ZM79 230V229H78ZM77 230V231H78ZM3 231H5L4 229H3ZM22 231V230H21ZM27 231H28V229H27ZM26 230H25V236L23 235V238H25L26 237V233L28 234V232H27ZM1 232V231H0ZM70 232V233H69ZM79 232V231H78ZM249 232V236L247 235V233ZM4 233V232H3ZM16 233V234H17ZM2 234V233H1ZM0 234V235H1ZM6 235H8V234H11L10 232H8V234H7V232L5 233ZM78 234V233H77ZM80 234V233H79ZM5 235V236H6ZM12 235V234H11ZM34 235V236H33ZM14 236V237H13ZM12 236V240H13V238H14V244H15V242L16 241H18L17 240V238H19V237H15V233H14V235ZM245 236V237H244ZM77 237L78 236H76L75 237V239H77ZM10 238V237H9ZM235 238H233V239H235ZM255 238V237H254ZM75 239H74V241H75ZM11 240V241H12ZM3 241H5V240H3ZM7 241V240H6ZM12 241V242H13ZM29 240L27 239V242H28ZM78 241H79V239H78ZM234 241V240H233ZM251 240H249L248 242H250ZM9 242V241H8ZM81 242V241H80ZM66 243H67V241H66ZM79 243V242H78ZM7 244V243H6ZM9 244V243H8ZM11 244H13V243H11ZM73 245H71V242H70V244L68 243L67 245H68V248H70V249H75L77 246L76 245H74V243H72ZM248 244V245H247ZM11 245L9 244V247H10ZM40 247H42V248H40ZM44 247H45V249H44ZM17 248V247H16ZM20 248H19V250H20ZM86 248V250H87V248L88 247H85ZM34 249H39L38 251L40 252H38V253H36V251H34ZM77 249V248H76ZM84 249V248H83ZM82 249V250H83ZM250 250V253H248V252H244V254L243 253H240V255H238L239 253H237V255H236V258L240 261H244V263H248L249 262V260L250 259H253V258H250L251 257V255L253 254L252 252H251V248L249 249ZM67 251H71V250H69V249H67ZM255 251V250H254ZM260 251V250H259ZM35 252V253H34ZM84 252H87V251H85L84 250ZM258 252V251H257ZM256 252V253H257ZM68 253V252H67ZM66 253V254H67ZM252 253V254H251ZM262 253L264 254V252H261V255H262ZM81 254V253H80ZM86 254L87 253H85V256H86ZM103 256H101V254H100V259H101V257H102V259H103V257H104V259L106 258V255L104 254V251H103ZM242 254V255H241ZM251 254V255H250ZM61 255V254H60ZM63 255V254H62ZM61 255V256H62ZM69 255V254H68ZM261 255H260V257H261ZM74 256H76L75 254H74ZM74 256H67V258H66V260H65V258H64V260L61 262V261H59V264H81V262H79V260L78 259H80V258H76V257H74ZM262 256H264V255H262ZM59 257V256H58ZM81 257H82V255H81ZM109 259V258H108ZM54 260H55V258H54ZM57 260V259H56ZM61 260V259H60ZM226 260V259H225ZM107 261V260H106ZM111 260H109V262H110ZM61 262V263H60ZM108 263V262H107ZM243 263V262H242ZM103 264V263H102ZM109 264V263H108Z\"/></svg>",
	"mask_w": 264,
	"mask_h": 264
},
{
	"label": "built area",
	"instance_id": "3",
	"mask_svg": "<svg viewBox=\"0 0 264 264\" xmlns=\"http://www.w3.org/2000/svg\"><path fill=\"white\" fill-rule=\"evenodd\" d=\"M226 259V261H231V260H233V256H229V257H227V258H225Z\"/></svg>",
	"mask_w": 264,
	"mask_h": 264
}]
</instances>
